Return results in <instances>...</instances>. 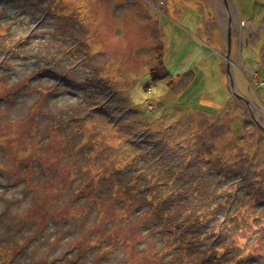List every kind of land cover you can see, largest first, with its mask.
<instances>
[{
    "label": "rangeland",
    "instance_id": "374dc122",
    "mask_svg": "<svg viewBox=\"0 0 264 264\" xmlns=\"http://www.w3.org/2000/svg\"><path fill=\"white\" fill-rule=\"evenodd\" d=\"M216 247L264 264V0H0V264Z\"/></svg>",
    "mask_w": 264,
    "mask_h": 264
},
{
    "label": "trees",
    "instance_id": "16d2710c",
    "mask_svg": "<svg viewBox=\"0 0 264 264\" xmlns=\"http://www.w3.org/2000/svg\"><path fill=\"white\" fill-rule=\"evenodd\" d=\"M167 77V73L166 72H163V73H161V74H155L154 72H152V74L150 75V79H151V81L152 82H154V81H158V80H162V79H164V78H166ZM213 151V150H212ZM184 171L185 170H187V172H189V167L187 166V167H184V168H182ZM220 169H224V167H221ZM221 172H222V170H220ZM234 184H236V182H234ZM202 197V201L205 203H208L210 200V198L209 197H206V196H201L200 195V198ZM214 241H212L211 243H213ZM217 246V245H216ZM217 252H218V254L216 255V258H215V263L214 262H212L213 264H216V263H218V264H229V262H227L225 259H224V255L225 254H227V253H224L223 251H220L221 250V248H218V247H216V249H215ZM207 258H208V256H207ZM206 258V259H207Z\"/></svg>",
    "mask_w": 264,
    "mask_h": 264
},
{
    "label": "water",
    "instance_id": "95a60500",
    "mask_svg": "<svg viewBox=\"0 0 264 264\" xmlns=\"http://www.w3.org/2000/svg\"><path fill=\"white\" fill-rule=\"evenodd\" d=\"M227 36H228V45H227V52H226V55L224 56V58L226 59V61H225L226 62V74H227V77L229 79L230 78V70H229L230 64H229V61H227V58H228L229 46H230V39H231L230 32H228ZM230 85H231V89L233 90V83L231 81V78H230Z\"/></svg>",
    "mask_w": 264,
    "mask_h": 264
},
{
    "label": "crops",
    "instance_id": "0c3cea01",
    "mask_svg": "<svg viewBox=\"0 0 264 264\" xmlns=\"http://www.w3.org/2000/svg\"><path fill=\"white\" fill-rule=\"evenodd\" d=\"M203 54H205V53H203Z\"/></svg>",
    "mask_w": 264,
    "mask_h": 264
},
{
    "label": "flooded vegetation",
    "instance_id": "af4514ba",
    "mask_svg": "<svg viewBox=\"0 0 264 264\" xmlns=\"http://www.w3.org/2000/svg\"><path fill=\"white\" fill-rule=\"evenodd\" d=\"M229 19V18H228Z\"/></svg>",
    "mask_w": 264,
    "mask_h": 264
}]
</instances>
